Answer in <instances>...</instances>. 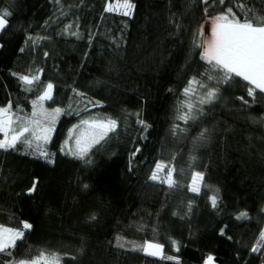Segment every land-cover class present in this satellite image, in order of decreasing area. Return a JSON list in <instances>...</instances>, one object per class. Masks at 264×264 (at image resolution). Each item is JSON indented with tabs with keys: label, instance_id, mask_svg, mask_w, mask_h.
Returning a JSON list of instances; mask_svg holds the SVG:
<instances>
[{
	"label": "trees",
	"instance_id": "trees-1",
	"mask_svg": "<svg viewBox=\"0 0 264 264\" xmlns=\"http://www.w3.org/2000/svg\"><path fill=\"white\" fill-rule=\"evenodd\" d=\"M116 1L0 0V108L52 128L45 145L25 134L30 145L0 149V226L24 233L0 264L41 253L59 264H264V244L252 251L264 232V93L202 59L206 23L229 8L264 16V0H131L130 16L105 11ZM41 104L61 110L54 123L33 116ZM107 119L116 129L72 155L81 121ZM157 163L173 187L150 179ZM145 241L177 261L146 256Z\"/></svg>",
	"mask_w": 264,
	"mask_h": 264
},
{
	"label": "snow or ice",
	"instance_id": "snow-or-ice-1",
	"mask_svg": "<svg viewBox=\"0 0 264 264\" xmlns=\"http://www.w3.org/2000/svg\"><path fill=\"white\" fill-rule=\"evenodd\" d=\"M223 3V0H220ZM134 4L131 0H117L115 4H109L105 11H120L125 16H130ZM243 7V5H241ZM9 13L4 12L0 14V30H3L7 25V17ZM202 59L208 60L209 63L220 68L224 72V79L227 81L232 76L240 77L244 81L248 82V95L254 96L258 90L264 93V16H253L249 12L244 19L237 18V14L233 12L231 8L227 12L218 15L213 18V24L211 28V39L206 41L204 46V52L202 53ZM33 77L29 79L27 76L20 77L26 84H31ZM211 78V77H210ZM194 81H189V87L185 89L187 95L191 89V85ZM52 85H47L44 95L39 99L42 102L45 99L51 98ZM215 90H209L206 93V99H201L200 103H209L215 98ZM247 103V101H245ZM189 111L192 110L193 105L188 104ZM60 109H54L51 113H47L43 110L41 104V110L39 113L34 112L33 116H40L44 119H50L52 123L55 122L56 117L60 114ZM9 109L0 108V132H4V139L0 140V149L14 148L17 141L24 138L25 133L31 132L32 137L36 140H43L47 142L50 139L51 127H41L40 120L34 119L28 121L22 125L18 130L12 129V134L9 136L7 129L11 128L13 123L12 118L8 115ZM182 120L187 121L189 115L186 113L179 117ZM143 123V122H141ZM35 125L34 128H30L28 125ZM82 125H87V128L80 136L76 138V150L72 152V155L78 158H83L93 143H99L104 139L109 132L116 129V121L107 120H85L81 121ZM204 133H201L197 139H204ZM24 142L31 144L27 138H24ZM41 156H47V154L41 150ZM51 162V161H50ZM165 166L157 163L156 169L152 172L150 179L160 180L162 183H167L169 187L175 185L173 179V169H167V177L161 178L159 172L163 171ZM203 180V174L196 172L192 175V183L190 185V191L199 192V181ZM87 187V185H85ZM36 188V184L33 183L32 188L29 191H33ZM213 206L216 204V198H212ZM246 216L245 213H241L239 218ZM92 219H95L93 216ZM31 224L24 222L23 228L30 229ZM223 234V230H221ZM24 233L13 229L3 228L0 226V252H4L9 247L14 246L16 240L22 238ZM261 238L264 239V232H261ZM175 244V242H173ZM123 246V245H121ZM141 250L147 252L149 255H156L162 250V245L145 241L140 246ZM252 251H257L256 247H253ZM172 259V257H168ZM213 258L209 256L205 261V264H212ZM23 264V262H20ZM31 264H59V258L55 254L46 256L41 253L40 256L31 262Z\"/></svg>",
	"mask_w": 264,
	"mask_h": 264
},
{
	"label": "rangeland",
	"instance_id": "rangeland-1",
	"mask_svg": "<svg viewBox=\"0 0 264 264\" xmlns=\"http://www.w3.org/2000/svg\"><path fill=\"white\" fill-rule=\"evenodd\" d=\"M120 2H123V1H120ZM115 3H117V1L114 2V3H112V4H115ZM115 12H117V13H122V10H120V11H115ZM212 24H213V23H206L205 26H204L203 49H204V46L206 45V41H208V40L211 39V28H212ZM43 95H44V94H43ZM51 95H52V89H51ZM45 100H49V99H45ZM8 115L12 118V121H13V123H12V125H11V128L7 129L8 132H9V136H11V134H12V129H16V130H18L22 125L26 124L28 121H21L20 119L15 118V117L13 116V114H12L10 111L8 112ZM28 126H29L30 128H34V127H35V125H32V124H29ZM43 127H44V126H43ZM45 128H47V127H45ZM86 128H87V125L81 129L80 134H79L78 136H80L81 133L84 132ZM25 134H29V135L32 137L31 132H29V133H25ZM0 135H1V140H3V139H4V132H0ZM50 136H51V132H50ZM78 136H77V137H78ZM32 138H33V137H32ZM31 140H32V139H31ZM33 140H35L34 142L39 143V144H41V145H45V144H47V142L49 141V140H48L47 142H44L43 140H36V139H34V138H33ZM167 169H168V167L165 166L164 170L161 171V172H159V176H160L161 178H166V177H167ZM162 172H166V173H162ZM164 174H165L166 176H164ZM198 183H199V182H198ZM263 240H264V239H263ZM143 253H144L146 256H148V257H151V258H157V259H160L161 261H168V262H170V261H174V262H176V261H177V259H176L175 257L168 256V255L164 254V252H163V248H162V250H161L159 253H157L156 255H149V254H148L147 252H145V251H143ZM168 257H172V259H168ZM205 261H206V260H205ZM205 261H204L203 264H205Z\"/></svg>",
	"mask_w": 264,
	"mask_h": 264
},
{
	"label": "built area",
	"instance_id": "built-area-1",
	"mask_svg": "<svg viewBox=\"0 0 264 264\" xmlns=\"http://www.w3.org/2000/svg\"><path fill=\"white\" fill-rule=\"evenodd\" d=\"M261 244H264V240L263 239L258 240L256 245H261Z\"/></svg>",
	"mask_w": 264,
	"mask_h": 264
},
{
	"label": "bare ground",
	"instance_id": "bare-ground-1",
	"mask_svg": "<svg viewBox=\"0 0 264 264\" xmlns=\"http://www.w3.org/2000/svg\"><path fill=\"white\" fill-rule=\"evenodd\" d=\"M261 245H258V247H257V251H255L254 253H257L258 251H259V247H260Z\"/></svg>",
	"mask_w": 264,
	"mask_h": 264
},
{
	"label": "crops",
	"instance_id": "crops-1",
	"mask_svg": "<svg viewBox=\"0 0 264 264\" xmlns=\"http://www.w3.org/2000/svg\"><path fill=\"white\" fill-rule=\"evenodd\" d=\"M206 260H207V258H206ZM212 264H214L213 261H212Z\"/></svg>",
	"mask_w": 264,
	"mask_h": 264
}]
</instances>
